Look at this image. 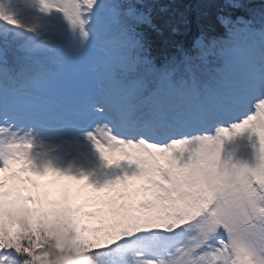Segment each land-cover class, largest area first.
<instances>
[{"label":"snow or ice","instance_id":"snow-or-ice-1","mask_svg":"<svg viewBox=\"0 0 264 264\" xmlns=\"http://www.w3.org/2000/svg\"><path fill=\"white\" fill-rule=\"evenodd\" d=\"M200 4L0 0V264H264V0Z\"/></svg>","mask_w":264,"mask_h":264},{"label":"rangeland","instance_id":"rangeland-1","mask_svg":"<svg viewBox=\"0 0 264 264\" xmlns=\"http://www.w3.org/2000/svg\"><path fill=\"white\" fill-rule=\"evenodd\" d=\"M64 75V76H62ZM76 73L73 71V72H66L65 74H60L61 77L57 76L54 81H64L68 76H75ZM53 79V78H52ZM54 100V97H45L44 98V102H48V103H51L53 102ZM210 134V133H209ZM54 140H56L57 142H61V140L63 138H68V139H71V135L68 134V133H65L64 136H60V135H55L52 137ZM61 151L64 155L66 156H69V157H76V156H79L81 152H89V149L86 145H77L75 143L69 145V144H64L61 148ZM47 179H51V177L47 178ZM90 226H93V227H97L99 226L98 224H95L93 223L92 225Z\"/></svg>","mask_w":264,"mask_h":264},{"label":"trees","instance_id":"trees-1","mask_svg":"<svg viewBox=\"0 0 264 264\" xmlns=\"http://www.w3.org/2000/svg\"><path fill=\"white\" fill-rule=\"evenodd\" d=\"M259 2V0H257ZM158 7H168L169 12L161 13L158 10V15L167 16L171 13V10L175 9L178 12H184L186 10L196 9L198 7H202L200 4V0H158ZM208 11V9H204ZM212 14H215V10H211ZM193 16L196 15L195 12L192 13ZM217 31H221V29L217 28Z\"/></svg>","mask_w":264,"mask_h":264}]
</instances>
